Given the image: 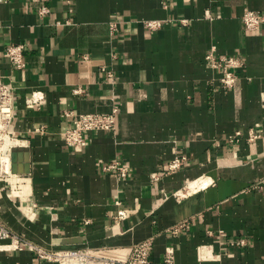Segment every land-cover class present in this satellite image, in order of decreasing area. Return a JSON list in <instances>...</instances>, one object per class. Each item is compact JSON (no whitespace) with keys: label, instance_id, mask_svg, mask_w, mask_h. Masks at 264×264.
Segmentation results:
<instances>
[{"label":"crops","instance_id":"obj_1","mask_svg":"<svg viewBox=\"0 0 264 264\" xmlns=\"http://www.w3.org/2000/svg\"><path fill=\"white\" fill-rule=\"evenodd\" d=\"M72 8L0 5V78L13 86L11 131L26 150L18 161L28 156L27 173L0 179V224L47 250L124 261L153 239L152 264L168 247L176 264H264V24L252 32L242 20L245 10L264 14V0H73ZM147 21L163 24L151 31ZM13 44L25 46L23 70L5 57ZM213 48L244 63L233 90L206 61ZM114 105L115 130L87 133L81 151L65 146L78 114ZM253 127L261 137L248 143ZM237 131L244 138L231 144ZM176 157L187 160L168 174ZM116 160L127 178L102 172ZM0 264L57 263L6 240Z\"/></svg>","mask_w":264,"mask_h":264},{"label":"built area","instance_id":"obj_2","mask_svg":"<svg viewBox=\"0 0 264 264\" xmlns=\"http://www.w3.org/2000/svg\"><path fill=\"white\" fill-rule=\"evenodd\" d=\"M8 0H0V5L6 3ZM66 3L70 7V12H73V0H66ZM50 13V9L47 7L42 8L39 11L40 16L46 17ZM243 24L247 31L258 32L261 30L264 24V14L253 11L245 10L243 17ZM182 25H186V21L180 22ZM160 21H147L143 25L146 29L155 31L162 26ZM112 31H116L115 26L112 25ZM25 46L22 44H13L8 46L5 51V57L7 61L14 66L17 70H23L26 66L24 59ZM216 49L213 48L206 56V61L211 67L220 73V85L223 90H233L239 79V71L244 68V63L239 58L232 56H217ZM82 89L78 88L74 91L75 94L82 93ZM32 101L35 102V96ZM15 112V96L13 92V86L11 83L5 82L0 78V179H7L13 176L12 171V150L14 148H20L21 145L15 147H7L6 141L8 139L18 140L13 136L11 131V125L14 120ZM119 114L118 106H113L110 112L106 113H87L78 114L73 123V127L68 129L64 133V144L68 149L77 151L84 150L88 145L86 137L90 132L101 131H113L116 129L117 118ZM251 128L248 132L247 142L253 143L261 136L255 130ZM244 138V134L241 131L235 132V134L228 137V141L231 144L239 143ZM20 141V140H18ZM186 157H176L168 164V174L173 173L181 169L186 161ZM104 174L117 173L121 178H127L130 174V169L123 165L122 162L116 160L108 163L102 167ZM159 174L153 175V180L160 179ZM120 210L118 211L115 219L122 221L128 218V211L123 207L122 203H116ZM187 228L185 222L180 223L170 229L171 234L177 235L182 230ZM11 240L17 250H29L35 252L40 260L48 262H54L57 264H152L149 251L153 244V239H148L139 242L132 246L131 253L128 259L121 261L111 258H105L97 255L94 251L84 249H72V250H47L32 242L21 239L12 232L6 226L0 224V241ZM238 245H245L243 240L237 242ZM162 264H176L175 251L173 247L166 249L165 255L162 260Z\"/></svg>","mask_w":264,"mask_h":264},{"label":"water","instance_id":"obj_3","mask_svg":"<svg viewBox=\"0 0 264 264\" xmlns=\"http://www.w3.org/2000/svg\"><path fill=\"white\" fill-rule=\"evenodd\" d=\"M23 148H14L12 150V171L13 173H27L28 172V156L25 154L24 158L22 160L18 161V154L21 152H26ZM19 162V164H18Z\"/></svg>","mask_w":264,"mask_h":264},{"label":"bare ground","instance_id":"obj_4","mask_svg":"<svg viewBox=\"0 0 264 264\" xmlns=\"http://www.w3.org/2000/svg\"><path fill=\"white\" fill-rule=\"evenodd\" d=\"M18 144H23L21 141H18V140H11V139H8L7 141H6V146L7 147H15V146H17Z\"/></svg>","mask_w":264,"mask_h":264}]
</instances>
